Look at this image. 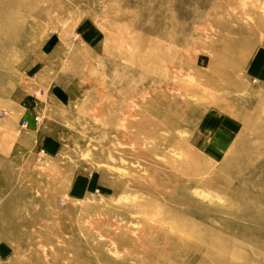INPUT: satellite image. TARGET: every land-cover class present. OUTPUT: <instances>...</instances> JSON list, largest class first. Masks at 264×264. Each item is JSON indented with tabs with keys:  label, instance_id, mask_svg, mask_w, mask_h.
<instances>
[{
	"label": "rangeland",
	"instance_id": "1",
	"mask_svg": "<svg viewBox=\"0 0 264 264\" xmlns=\"http://www.w3.org/2000/svg\"><path fill=\"white\" fill-rule=\"evenodd\" d=\"M2 92L0 264H264V0H0Z\"/></svg>",
	"mask_w": 264,
	"mask_h": 264
},
{
	"label": "crops",
	"instance_id": "2",
	"mask_svg": "<svg viewBox=\"0 0 264 264\" xmlns=\"http://www.w3.org/2000/svg\"><path fill=\"white\" fill-rule=\"evenodd\" d=\"M34 93H32V96H34ZM8 96L9 95H7V96L4 95L3 92L0 94V106H2V107L3 106H11V107H13L15 109V111L21 112V113H24V114L27 113V112H30L31 114H36L37 113V112H35V107H34V103H33L32 100H29V104H27L28 100H27V102L25 101L23 103V100H21V101H18V100L17 101H13ZM25 104H27V106ZM45 109L46 108H44V111H46L45 114H48L50 112V110L48 108L46 110ZM36 117H38V115H36V116L33 115L29 119L26 120L28 122V126L26 128L29 129L27 131L28 137L29 138H31L33 136L35 137L34 141L36 142L35 146L37 147L38 146V142H39V144H40V142L42 144L44 143L43 142V137L41 135L43 134V132H46L50 121H47V120L42 121L40 119L38 124H36V122H37L36 121ZM0 125H1V122H0ZM36 138H38V139L36 140ZM4 143H5L6 147L2 146V144H4ZM44 146H45V143H44ZM55 146L56 145H55V143L53 141H49V143H47V149L42 148L40 151L42 152V150L44 149L43 150L44 153L52 152L53 148ZM26 147L33 148V142L31 140H29L25 147L21 146L20 148L24 149ZM13 151H14V145L12 143V134L10 132L5 131V130L2 131L1 128H0V161H4L5 159H7L8 156L12 157Z\"/></svg>",
	"mask_w": 264,
	"mask_h": 264
},
{
	"label": "bare ground",
	"instance_id": "3",
	"mask_svg": "<svg viewBox=\"0 0 264 264\" xmlns=\"http://www.w3.org/2000/svg\"><path fill=\"white\" fill-rule=\"evenodd\" d=\"M174 42H176V40H174ZM172 57L174 58L175 55H174V56L172 55ZM158 75H159V78H158V79H159V81H161V82L164 81V80H166V79H168L166 76H162V75H160V74H158ZM176 76H177V75H176ZM176 76H175V77H176ZM219 78H220V80H222V78H223L224 80H226V79L228 80V79H230V75L226 74V75H224L223 77H219ZM177 79H178V78H177ZM184 80H185V79H184ZM182 84L184 85V84H185V81L182 80V81H181V85H182ZM175 85H176V84H175ZM23 127H27V126H24V125H23ZM152 182H154V181H152ZM242 195H243V194H242ZM154 198H155V197H154ZM170 213H171V212H170ZM168 215H169V214H168ZM164 217H165V216H164ZM166 217H167V216H166ZM168 217H170V216H168ZM168 217H167V218H168ZM162 218H163V217H162ZM167 218H166V220H167ZM170 218H171V217H170ZM163 220H164V218H163ZM166 220H164L163 223H165ZM171 222H172V221H171ZM171 222H170V223H171ZM174 225H176V224H174ZM177 225H178V224H177ZM179 226H180V225H179ZM159 227H160V226H159ZM165 227H166V226H165ZM170 227H171V226H170ZM180 227H181V226H180ZM180 227H178V228H176V229H179ZM161 228H162V227H161ZM168 228H169V227H168ZM181 228H182V227H181ZM181 228H180V229H181ZM162 229H163V228H162ZM173 229H175V228L173 227ZM181 230H183V229H181ZM151 231H153V230H151ZM181 232H183V231H181ZM170 234H171V233H170ZM182 234H183V233H182ZM183 243H184V242H183Z\"/></svg>",
	"mask_w": 264,
	"mask_h": 264
},
{
	"label": "built area",
	"instance_id": "4",
	"mask_svg": "<svg viewBox=\"0 0 264 264\" xmlns=\"http://www.w3.org/2000/svg\"><path fill=\"white\" fill-rule=\"evenodd\" d=\"M36 121H39L38 117H36ZM24 126H28V122L26 120L23 121Z\"/></svg>",
	"mask_w": 264,
	"mask_h": 264
}]
</instances>
